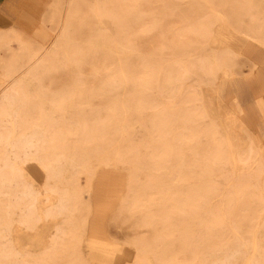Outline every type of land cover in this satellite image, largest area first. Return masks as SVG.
Instances as JSON below:
<instances>
[{
  "label": "rangeland",
  "instance_id": "rangeland-1",
  "mask_svg": "<svg viewBox=\"0 0 264 264\" xmlns=\"http://www.w3.org/2000/svg\"><path fill=\"white\" fill-rule=\"evenodd\" d=\"M29 1H7L16 25ZM52 5L64 28L36 42L43 59L11 86L0 70V93L27 103L11 106L17 136L45 140L28 157L22 142L19 184L0 187V264H264V106L255 126L239 102L264 69L248 58L264 53V0ZM13 151L0 141L1 169ZM109 169L127 174L120 200L100 186Z\"/></svg>",
  "mask_w": 264,
  "mask_h": 264
},
{
  "label": "bare ground",
  "instance_id": "bare-ground-1",
  "mask_svg": "<svg viewBox=\"0 0 264 264\" xmlns=\"http://www.w3.org/2000/svg\"><path fill=\"white\" fill-rule=\"evenodd\" d=\"M53 7H54L53 5L50 6V10H49V12L45 18V23L48 24L49 26L51 25V27H49L50 29H52V30L55 29L57 31V30H60L61 28H64V21L65 20L61 18V22L59 24L58 17L60 14H61L60 17L61 16L64 17L66 10H63L60 13H56ZM55 23L59 27V29L58 28H52V25ZM245 39L250 40V38L247 36L245 37ZM244 46L242 45V47H244ZM240 48L241 47H239V49ZM254 48L255 47H253V49ZM47 50H48L47 45L38 44L34 40L23 37V35L18 33V32L11 30V31H6L4 35L0 34V70L2 68L3 70L7 71V73H2V76L3 75L8 76L7 77L8 82H6L8 84V86H11L15 81H22L23 77H26L28 74H30L31 70L34 67H36L35 65H37V63H39L43 59V57L47 53ZM239 54H241V53L239 52ZM258 67H259V65H258ZM218 79H219V77H218ZM232 79H233V77H232ZM229 80L230 79H228V81ZM3 86H4V82H0V89ZM0 95L2 96L1 99L3 100V102L8 104V106H7L8 108H3L2 110H0V121H2L3 119H4L3 121H6V119H8V118H12L11 119L12 124H11L8 132L5 130L6 127L3 124H0V141H6L9 144V146L14 150L12 161H10L6 165V168H4V169L0 168V187H3L7 194L12 195V193H14V191L16 190L17 185L19 184V181L21 178L20 173H19V169H18V162L21 160L20 146H21L22 142L25 145V150L23 152L24 156L28 157V156L32 155V153L34 151L41 152V150L43 148L42 147L39 148L40 141H42V145H43V142L45 144V140L40 135V133L34 132V131H31L32 136H30V139L28 141H26L23 138L18 137L17 135L19 134V131L17 130L18 126L16 125V121L18 119L17 118L18 116H15V115H18L21 113V111L19 110V107H22V106H17V107H11V106L12 105H25L27 103H21L24 101H19V100L16 101L13 98L8 100L7 99V97H9L8 94L0 93ZM221 104H223V103H221ZM216 114H218V113H216ZM243 136H245V135H243ZM12 139H15V140L12 142ZM255 145H256V143H255ZM230 150H231V148H230ZM99 166H100V164L96 165L93 168L92 174L89 177V181H88V185H87V190L89 193V202L91 205L90 211H89L90 214H92V212H93V206H92V201H91L92 184H93L94 178H95V176L99 170ZM74 187H77V185ZM76 191H77V189H76ZM76 195H77V197L80 198V195L78 192ZM9 208H13L11 203L9 205ZM9 215H11V212L9 213ZM12 217H14V215ZM82 224L84 226H86V223L83 222Z\"/></svg>",
  "mask_w": 264,
  "mask_h": 264
},
{
  "label": "crops",
  "instance_id": "crops-1",
  "mask_svg": "<svg viewBox=\"0 0 264 264\" xmlns=\"http://www.w3.org/2000/svg\"><path fill=\"white\" fill-rule=\"evenodd\" d=\"M7 1L8 0H0V32L12 30L22 34L25 38L34 40L35 42H48L52 31L45 23V18L54 0H49L38 20L33 17V8L39 4L40 1L30 0L29 12H26L21 16L19 21L20 26L15 24V20L17 19H14L13 15L10 14L8 8L10 9L11 6L10 4L8 6ZM248 58L254 60V62L260 66L264 63V53L261 52V50L254 52L252 55L248 53ZM261 68L257 70L252 77L241 82L244 93L242 97L239 96V102L243 107L247 119H252L255 126H257L258 112L260 110V112L263 113L262 109L264 106V69ZM236 82L237 80L223 84L220 88V93L229 90V86H233ZM229 99L237 100V96L232 93L229 95ZM99 181L102 189L106 190L105 195L107 201L120 200L125 195L128 181L126 173L121 172V174H115L114 169H109L101 174ZM115 186H118L121 189L114 195L111 193L110 189ZM112 211L113 209L111 207L102 209V213L105 216H110Z\"/></svg>",
  "mask_w": 264,
  "mask_h": 264
}]
</instances>
